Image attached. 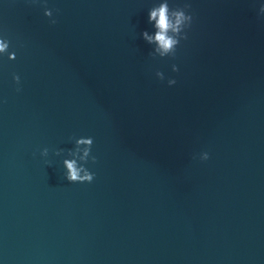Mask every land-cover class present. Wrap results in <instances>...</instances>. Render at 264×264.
<instances>
[{"label":"water","instance_id":"95a60500","mask_svg":"<svg viewBox=\"0 0 264 264\" xmlns=\"http://www.w3.org/2000/svg\"><path fill=\"white\" fill-rule=\"evenodd\" d=\"M167 2L0 0V264H264V0Z\"/></svg>","mask_w":264,"mask_h":264},{"label":"clouds","instance_id":"9594fccd","mask_svg":"<svg viewBox=\"0 0 264 264\" xmlns=\"http://www.w3.org/2000/svg\"><path fill=\"white\" fill-rule=\"evenodd\" d=\"M190 5H185L184 8H175L170 9L167 0H164V3H161L158 7H154L149 10L148 21L153 25L154 35H150L147 31L142 33L143 39L151 45H154V50L152 55L155 57L156 54H159L160 58L166 56L175 55L177 46L180 44L181 40L187 39V33L185 29L191 26L193 17L190 14H186V9ZM261 11L264 12V7L261 8ZM55 20H51V23H55ZM8 44L0 43V52H4L8 47ZM7 53V52H6ZM8 59H16L15 52L8 53ZM172 70L178 71L176 65L172 66ZM156 76L161 80L164 79L163 72L157 71ZM14 82L19 85L20 77L18 75H13ZM176 81L174 79H169L168 84L173 85ZM21 89L17 87L16 91L19 92ZM75 150L69 152V156L73 152H79L81 146L83 147V156L79 159L81 162L86 163L91 147L93 145V139L88 138H79L75 141ZM49 150L44 148L41 151V155L46 157L48 156ZM56 155H60V152L57 151ZM209 158L207 153H203L201 156L202 160H207ZM96 157H92V162L95 163ZM84 163L78 165L76 159H64L63 165L66 169L65 179L70 183H91L94 179L95 174L90 172L85 166Z\"/></svg>","mask_w":264,"mask_h":264}]
</instances>
